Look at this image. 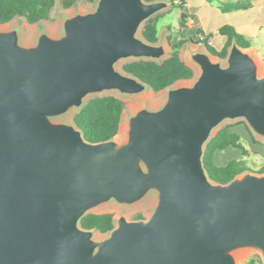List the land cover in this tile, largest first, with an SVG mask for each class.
Here are the masks:
<instances>
[{
  "label": "water",
  "instance_id": "water-1",
  "mask_svg": "<svg viewBox=\"0 0 264 264\" xmlns=\"http://www.w3.org/2000/svg\"><path fill=\"white\" fill-rule=\"evenodd\" d=\"M169 6L98 0L31 44L22 27L0 28V264H239L242 251L264 262V172L218 183L204 164L226 120L244 118L264 139V62L250 48L234 40L223 62L190 47L195 79L127 117L123 139L92 142L62 119L95 96L152 90L119 65L169 58L142 36ZM149 196L148 218L120 216L105 238L81 225L107 202Z\"/></svg>",
  "mask_w": 264,
  "mask_h": 264
},
{
  "label": "trees",
  "instance_id": "trees-1",
  "mask_svg": "<svg viewBox=\"0 0 264 264\" xmlns=\"http://www.w3.org/2000/svg\"><path fill=\"white\" fill-rule=\"evenodd\" d=\"M153 1V0H148ZM174 4L175 0H172ZM187 0H179L177 4L181 9ZM216 2L223 12H230L250 6L249 3H239L233 0H207ZM55 0H0V25L7 24L17 17L25 18L29 23H37L49 18ZM220 34L227 37L222 49H217L210 43L212 34H205L197 29L189 38L191 42L202 44L212 55L225 59L229 47L234 40L244 48L251 47V42L244 35L238 33L231 25H224L219 29ZM142 36L151 43L159 41L157 19L155 16L149 18L143 29ZM203 36V38L201 37ZM168 40L172 47L169 58L162 62L151 60H133L122 65L124 71L138 77L147 83L154 92H161L173 84L182 81H190L195 77V70L188 65L180 54V47L184 41L172 43V37ZM124 102L115 95H103L90 98L85 105L74 114L73 121L82 129L87 140L99 142L113 138L120 131L123 120ZM233 125H226L208 141L205 148L204 164L212 179L218 183H228L235 176L248 170L243 157L228 162L225 166L214 164V156L217 152L224 151L230 147L242 150L243 156L247 149L242 143L240 132L232 129ZM251 138L256 141L253 133L247 127ZM264 172V165L259 170ZM141 218V217H139ZM81 225L87 229H96L101 233H109L115 227L114 214L110 212L89 213L81 220ZM247 264H253L249 261Z\"/></svg>",
  "mask_w": 264,
  "mask_h": 264
},
{
  "label": "rangeland",
  "instance_id": "rangeland-1",
  "mask_svg": "<svg viewBox=\"0 0 264 264\" xmlns=\"http://www.w3.org/2000/svg\"><path fill=\"white\" fill-rule=\"evenodd\" d=\"M98 0H55V4L50 12L49 18L41 20L37 23H29L23 17H17L13 21L0 25V28H9L13 26H20L23 28V42L25 44H31L35 41L38 33L41 30H46L47 32L57 35L62 31V24L66 15H73L76 12H87L93 10L97 5ZM170 6L158 12L155 16L157 19L158 27V42H164L172 52L171 44L168 37H172V43H177L179 41H184L180 47V53L183 60L189 64L195 70V77L198 73V68L194 67L187 58L188 49L190 47H195L200 50H207L202 44L191 42L189 39L191 34L186 28L184 22V15L181 14V8L177 6L179 0H175L174 4L172 0H168ZM220 33V32H219ZM193 35V34H192ZM222 35V34H221ZM218 46V43L215 42ZM260 58V57H259ZM215 60H223L219 57L214 56ZM261 60L264 61V58ZM122 64L119 68L122 69ZM195 77L192 79L194 80ZM190 80V81H192ZM188 81V82H190ZM106 94H112L119 97L124 102V112L123 120L120 126V131L117 137L123 139L125 137L124 129L126 127V119L130 115L137 112L140 108L146 106L152 109H157L164 104V92H154L148 90L146 94L142 96H127L120 95L117 92H109ZM74 113L62 118L63 120L72 122ZM226 125H233L232 129L240 132L242 143L247 149V153L243 156L242 150L237 147H230L224 151L217 152L214 156V164L217 166H225L228 162L234 159H240L243 157V161L249 171L259 172V170L264 165V139L253 134L256 141H254L248 130L249 128L246 120L244 118H239L235 120H226L220 126H218L215 132ZM250 129V128H249ZM155 197L149 196L144 200L133 204V205H122L114 201L107 202L97 209L94 210L96 213L110 212L114 214L115 220L120 216H126L129 220H137L139 217L148 218L150 211L154 205ZM109 233H101L97 231L96 235L99 239L105 238ZM243 253V254H242ZM242 254V257L240 255ZM240 258L239 264H247L252 261L253 264H264L261 259L260 254L254 251H242L238 255Z\"/></svg>",
  "mask_w": 264,
  "mask_h": 264
},
{
  "label": "crops",
  "instance_id": "crops-1",
  "mask_svg": "<svg viewBox=\"0 0 264 264\" xmlns=\"http://www.w3.org/2000/svg\"><path fill=\"white\" fill-rule=\"evenodd\" d=\"M228 1V0H221ZM249 3L250 6L230 12H223L216 2L207 0H187L181 14L189 33L199 28L206 35L212 34L210 43L217 49H222L227 37L219 33L224 25L233 26L236 31L251 42L249 47L261 60L264 58V0H233ZM218 43V46L215 44ZM181 54V53H180ZM264 62L263 60H261ZM189 65V64H188Z\"/></svg>",
  "mask_w": 264,
  "mask_h": 264
},
{
  "label": "bare ground",
  "instance_id": "bare-ground-1",
  "mask_svg": "<svg viewBox=\"0 0 264 264\" xmlns=\"http://www.w3.org/2000/svg\"><path fill=\"white\" fill-rule=\"evenodd\" d=\"M243 254V253H242ZM242 254L240 255V257H242Z\"/></svg>",
  "mask_w": 264,
  "mask_h": 264
},
{
  "label": "built area",
  "instance_id": "built-area-1",
  "mask_svg": "<svg viewBox=\"0 0 264 264\" xmlns=\"http://www.w3.org/2000/svg\"><path fill=\"white\" fill-rule=\"evenodd\" d=\"M203 38V36H201Z\"/></svg>",
  "mask_w": 264,
  "mask_h": 264
}]
</instances>
